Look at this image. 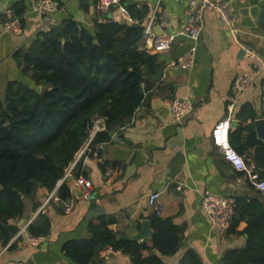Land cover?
Returning a JSON list of instances; mask_svg holds the SVG:
<instances>
[{"label":"crops","instance_id":"obj_1","mask_svg":"<svg viewBox=\"0 0 264 264\" xmlns=\"http://www.w3.org/2000/svg\"><path fill=\"white\" fill-rule=\"evenodd\" d=\"M57 1L61 5L60 12L48 17L32 13L31 0H0V20L7 8H17L22 22L21 34L0 39L1 96L11 81L31 85L13 56L28 46L39 31L67 19L91 31L99 18L95 0ZM212 1L228 4L235 32L209 10L204 13L201 36L193 43L182 34L189 0H160L153 32L171 37L172 44L167 52L159 54L165 63V72L152 90L146 107L129 118L123 127H116L110 143H100L77 154L76 160L84 155L83 165L89 171L90 199L82 197L75 187V179L69 181L72 197L67 202L50 198L61 182L50 193L39 189L33 199H23L25 210L23 218L17 222V233L39 217L36 212L44 203L45 213L40 216L48 220L49 232L44 235L45 241L37 246H18V242L8 246L0 241V264H77L66 256L65 244L88 239L91 236L89 225L98 224L101 218L112 220L109 229L118 237L135 235L141 230V223L149 221L152 214L146 198L153 192H161L165 204L160 217L172 218L182 231L177 252L162 257L164 264H179L187 251L194 252L199 264H226V255L243 252L253 235L264 244L263 211L258 213L259 218L241 220L233 229L219 231L211 226L201 208V196L209 191L234 200L256 197L264 210V194L251 191L245 175L226 162L211 144L214 125L227 117L231 119V146L247 164L254 165L255 148L249 145L250 128L264 143L255 125L256 121L264 120V31L260 25L264 0ZM126 2L145 6L148 16L157 4V0ZM122 8L124 11L120 7L112 8L109 20L103 22L131 24L123 5ZM193 45L192 64L180 69V60ZM141 47L154 54L151 44L144 39ZM246 50L252 51L254 57H248ZM164 54L169 63L163 59ZM239 75H247L252 82L245 91L235 94L233 85ZM174 97L188 98L194 105L193 113L181 122L173 121L168 112V101ZM240 113L244 119L239 117ZM110 165L119 166L121 170L106 178L104 172ZM70 177L71 174L67 178ZM66 206H70L69 213H65ZM138 242L151 245L150 239ZM95 264L132 263L128 255L103 250Z\"/></svg>","mask_w":264,"mask_h":264},{"label":"trees","instance_id":"obj_2","mask_svg":"<svg viewBox=\"0 0 264 264\" xmlns=\"http://www.w3.org/2000/svg\"><path fill=\"white\" fill-rule=\"evenodd\" d=\"M121 5L131 24L95 20L90 31L73 19L63 20L39 31L28 46L13 56L20 72L32 83L11 81L4 95H0L2 245L19 229L17 222L24 215V198L33 199L39 189L50 193L61 182L56 197L60 203L67 202L72 191L65 175L74 162L72 178L88 177L84 155L77 160L76 156L89 140L94 123L99 121L105 130L95 134L89 149L110 143L112 131L123 127L146 107L152 90L162 80L165 63L159 54L141 47L148 10L126 0H121ZM82 7L86 8L83 4ZM15 13L20 16L17 8ZM260 25L264 31V8ZM239 117L244 119L241 113ZM250 131L249 145L255 148L252 163L264 180V143L255 137L252 128ZM250 190L260 194L251 185ZM262 211L256 197L235 199L230 229L241 220L259 218ZM38 216L27 227L30 236L49 232L46 217ZM111 221L101 218L98 224H90L88 239L64 245L66 256L77 264H95L100 253L111 247L130 256L132 264H164L162 257L178 250L182 231L172 218L153 213L149 216L151 245L119 240L109 229ZM144 252L147 256H143ZM225 261L264 264V244L253 235L243 252L229 253ZM179 264H199V260L194 252L187 251Z\"/></svg>","mask_w":264,"mask_h":264},{"label":"built area","instance_id":"obj_3","mask_svg":"<svg viewBox=\"0 0 264 264\" xmlns=\"http://www.w3.org/2000/svg\"><path fill=\"white\" fill-rule=\"evenodd\" d=\"M160 0H157V4L152 13L147 16L146 23L143 28V39L151 44V50L154 54H163L171 48L172 38L167 35H158L153 32V25L157 19V13L159 9ZM114 7H120L122 11L121 0H96L95 8L98 13V21L109 20L108 13ZM61 10V5L57 0H31L30 11L38 15H45L51 17ZM215 12L220 21L227 27L235 32L232 26V15L228 4L221 3L216 4L212 0H189L185 9L187 18L186 27L182 34L196 43L204 28V13L206 11ZM132 23V20L129 19ZM22 22L20 16L15 13L14 8H7L0 20V39L11 35L17 36L21 34ZM195 53V45H193L184 58L180 60V67H188L192 64L193 55ZM248 57H254L252 51L246 50ZM252 79L247 75H239L233 85V91L235 94H239L245 91L251 84ZM170 117L175 122H181L185 117L192 114L194 111L193 103L185 97H174L168 101L167 104ZM230 117L218 121L211 131V144L221 154L222 158L232 165V167L240 173H243L248 182L256 190L264 194V180L260 178L255 166L249 165L245 160L233 149L229 140L230 129ZM103 129V126L99 121L94 123V126L90 132L89 140L83 146L78 154L84 152L95 134ZM75 163V162H74ZM71 165L67 171L65 178L70 175L71 169L74 165ZM119 166H107L104 172L106 178L111 177L114 173L120 172ZM75 187L80 191L84 199H90L92 183L87 177H79L75 180ZM54 201H58L56 192L51 197ZM147 205L153 214L160 216L165 209V204L161 198V192L150 193L147 198ZM235 200L231 197L218 196L204 191L201 196V208L210 220L211 226L219 231H225L229 228L231 218L233 215ZM46 203L42 204L37 210L36 215L45 213ZM70 206H66L65 213L70 212ZM29 224L20 228L19 232L8 242L10 246L13 242H18V246H37L45 241L44 236H30L27 234V227ZM23 238L21 239V237ZM7 246V247H8ZM109 254L120 252L114 251L111 247L104 250Z\"/></svg>","mask_w":264,"mask_h":264},{"label":"water","instance_id":"obj_4","mask_svg":"<svg viewBox=\"0 0 264 264\" xmlns=\"http://www.w3.org/2000/svg\"><path fill=\"white\" fill-rule=\"evenodd\" d=\"M162 57L164 60H166L169 63L168 57L166 54H164ZM180 69H181V67H180ZM40 90H41V88L37 87L36 91L40 92ZM255 125H256L258 135L264 139V120L256 121ZM67 180L72 181L73 178L70 177V178H67ZM150 236H151V225H150V221L146 220V221H143L141 223V230L138 233H136L135 235H132V236L121 235L118 237V239L119 240H130V241L138 242V241H141L144 239H150Z\"/></svg>","mask_w":264,"mask_h":264}]
</instances>
